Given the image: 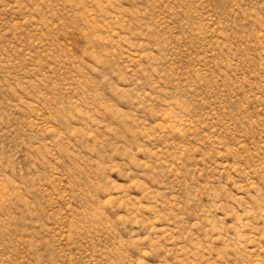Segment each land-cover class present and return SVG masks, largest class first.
<instances>
[{"label": "rangeland", "instance_id": "1", "mask_svg": "<svg viewBox=\"0 0 264 264\" xmlns=\"http://www.w3.org/2000/svg\"><path fill=\"white\" fill-rule=\"evenodd\" d=\"M0 264H264V0H0Z\"/></svg>", "mask_w": 264, "mask_h": 264}]
</instances>
